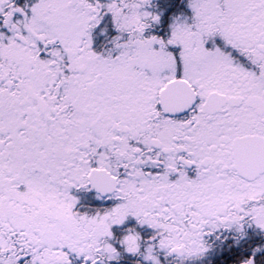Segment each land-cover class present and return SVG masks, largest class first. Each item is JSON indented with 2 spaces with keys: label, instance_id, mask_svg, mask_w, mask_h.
Segmentation results:
<instances>
[{
  "label": "snow or ice",
  "instance_id": "snow-or-ice-1",
  "mask_svg": "<svg viewBox=\"0 0 264 264\" xmlns=\"http://www.w3.org/2000/svg\"><path fill=\"white\" fill-rule=\"evenodd\" d=\"M0 264H264V0H0Z\"/></svg>",
  "mask_w": 264,
  "mask_h": 264
}]
</instances>
